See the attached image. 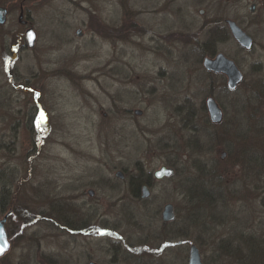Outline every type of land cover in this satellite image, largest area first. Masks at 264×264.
<instances>
[{
	"label": "rangeland",
	"instance_id": "rangeland-1",
	"mask_svg": "<svg viewBox=\"0 0 264 264\" xmlns=\"http://www.w3.org/2000/svg\"><path fill=\"white\" fill-rule=\"evenodd\" d=\"M234 2L36 0L35 47L15 67L38 101L10 103L12 90L0 87V198L15 209L0 264H187L192 244L205 264H264V103L255 87L264 31L251 51L231 38L212 46L243 72L237 90L202 65L206 29H220L206 22ZM208 96L222 108L219 123ZM34 112L47 121L39 135L21 125ZM169 163L174 174L155 179ZM137 178L149 197L134 192ZM203 181L207 196L196 189ZM166 203L171 222L161 219Z\"/></svg>",
	"mask_w": 264,
	"mask_h": 264
},
{
	"label": "flooded vegetation",
	"instance_id": "flooded-vegetation-1",
	"mask_svg": "<svg viewBox=\"0 0 264 264\" xmlns=\"http://www.w3.org/2000/svg\"><path fill=\"white\" fill-rule=\"evenodd\" d=\"M224 3H228L231 0H223ZM36 0H0V87L8 86L12 92L11 96L6 98L10 103L18 104L21 102L20 96L23 101L32 96L35 103H37L38 98L35 97V89L34 82L32 83L31 78L29 76L24 77L21 73H19L17 69V65L15 64L17 61L22 58V54L25 51H31L34 49L35 44L32 48L27 46L26 41V31L28 29L35 30L33 13L35 8ZM232 12L224 13L220 15V17H215L212 20L206 22V25H218L220 27L219 32L217 28H208L207 30V40L206 45L208 49V56L204 58H214L218 53L216 52L214 46L217 45V42H223L227 38H231L237 45L238 50H247L251 51L256 45L257 33L256 31H264V0H237V2L232 3L231 5ZM205 11L200 10L199 13L203 14ZM230 23L235 24L239 27L246 35H248L251 39V47L249 49L244 48L234 36ZM244 25H253L252 33L248 32ZM37 36V33H36ZM215 37V38H214ZM218 38V39H217ZM37 39V37H36ZM221 39V40H219ZM215 40V41H214ZM219 40V41H218ZM213 46V47H212ZM223 54V53H222ZM224 55V54H223ZM226 56V55H225ZM229 58L228 56H226ZM203 58V59H204ZM233 60L232 58H229ZM234 61V60H233ZM236 66L237 62L234 61ZM205 69V68H204ZM208 74H213L216 76H220V79L223 87L227 88V76L222 72H215L212 70L205 69ZM241 71V69L239 68ZM242 73V80L239 82L236 90L243 84L244 75ZM257 88H262L258 91V96H256L259 101L264 103V80L257 83ZM22 101V102H23ZM259 111L264 113V108H261ZM29 114V113H28ZM28 114L24 119V122L21 123L22 128L26 130L34 131L37 135L43 132L41 126L44 125L47 127L46 120L41 118L38 121V115L36 112L33 113L31 117V123H28L25 120ZM1 118L4 116L3 113H0ZM13 118V117H12ZM9 119V118H8ZM43 119V120H42ZM8 127V125H6ZM12 131H18L20 129L19 120L15 122L14 125L11 126ZM48 131V128H44V130ZM38 137V136H37ZM255 161V159H252ZM153 175V174H152ZM154 177V176H153ZM143 186H147L149 188L148 183L141 184L140 188H138L137 195L139 194L142 198V188ZM145 199V198H144ZM14 206L9 203V200H3L0 198V220L6 215V221L4 223V227L9 238V233L7 229L8 222L11 220L14 214Z\"/></svg>",
	"mask_w": 264,
	"mask_h": 264
},
{
	"label": "water",
	"instance_id": "water-1",
	"mask_svg": "<svg viewBox=\"0 0 264 264\" xmlns=\"http://www.w3.org/2000/svg\"><path fill=\"white\" fill-rule=\"evenodd\" d=\"M202 11V10H201ZM231 30L234 36L237 38L238 42L246 49L251 47V39L246 35L239 27L235 24L230 23ZM77 35L81 36L80 30L77 31ZM36 33L33 29H28L26 31V41L27 46L32 48L35 44ZM202 65L207 70H212L215 72H222L227 76V87L229 90H236L239 82L242 80V73L236 66L235 62L227 58L222 53H218L214 58H204ZM37 97V94L35 95ZM205 107L209 116V119L213 123L221 122L223 118L222 108L219 106L217 101L212 97L208 96L205 100ZM137 115L142 114L141 110H134ZM224 154V153H223ZM222 154V156H223ZM174 174V169L172 167L160 166L159 169L155 170L153 176L155 179H162L163 177H170ZM116 177L123 179L124 175L121 171L115 173ZM89 195L93 194L92 190H88ZM150 195V190L147 186L142 188V198H147ZM9 214V213H8ZM6 214L0 220V230H2V235H0V248H4L3 252H0V257L5 255L10 248V241L8 239L4 223L6 221ZM175 218L174 206L171 203L164 204L161 210V219L163 222H171ZM89 264H96L95 262H90ZM187 264H205L202 261L201 255L198 248L195 245L190 246Z\"/></svg>",
	"mask_w": 264,
	"mask_h": 264
},
{
	"label": "trees",
	"instance_id": "trees-1",
	"mask_svg": "<svg viewBox=\"0 0 264 264\" xmlns=\"http://www.w3.org/2000/svg\"><path fill=\"white\" fill-rule=\"evenodd\" d=\"M224 89H225L226 92H228V89H227V88H224ZM256 99H257L258 104H260L259 106L262 107V105H261V101H259V99H258L257 97H256ZM203 106H204V105H203ZM259 122H260L259 125L263 127L262 130H260V131H261L260 134H261V135H262V134L264 135V117H260ZM260 134H259V135H260ZM263 135H262V136H263ZM237 136H243V135H240V134H238V132H237ZM169 164H170V163H169ZM169 164H168V166H172V168H173L174 164H173V163H171L170 165H169ZM141 180H142L141 178H137L136 181H135V180L132 181V183H134V184H132V186H134V192L137 191V190H138V187L141 185V183H142ZM196 184L198 185V187L200 186V185H199V182H197ZM201 184H202V186L199 187V188H196V189H197V191H198L202 196H207L208 193H212V191L208 192V191H209V190L207 189V185H208V183H206V181L201 182ZM212 190H214V189H212ZM135 193H136V192H135ZM215 194H218V192L215 193Z\"/></svg>",
	"mask_w": 264,
	"mask_h": 264
},
{
	"label": "snow or ice",
	"instance_id": "snow-or-ice-1",
	"mask_svg": "<svg viewBox=\"0 0 264 264\" xmlns=\"http://www.w3.org/2000/svg\"><path fill=\"white\" fill-rule=\"evenodd\" d=\"M0 235H2V230H0ZM4 250V248H0V252H3Z\"/></svg>",
	"mask_w": 264,
	"mask_h": 264
}]
</instances>
